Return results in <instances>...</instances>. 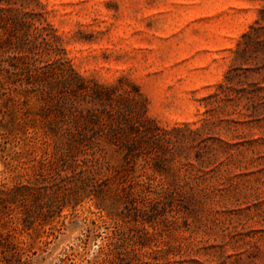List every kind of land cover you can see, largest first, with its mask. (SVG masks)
<instances>
[{"label":"rangeland","instance_id":"rangeland-1","mask_svg":"<svg viewBox=\"0 0 264 264\" xmlns=\"http://www.w3.org/2000/svg\"><path fill=\"white\" fill-rule=\"evenodd\" d=\"M28 3L59 48L44 58L116 84L128 114L98 181L40 231L35 264H264V0ZM11 29L0 42L24 30Z\"/></svg>","mask_w":264,"mask_h":264},{"label":"trees","instance_id":"trees-1","mask_svg":"<svg viewBox=\"0 0 264 264\" xmlns=\"http://www.w3.org/2000/svg\"><path fill=\"white\" fill-rule=\"evenodd\" d=\"M37 15L28 0H0V26L10 22L11 30L24 29L16 39L0 42V152L9 171L0 181V264L38 262L40 231L48 225L54 230L66 203L80 201L98 181V167L106 162L103 141L120 146L119 120L128 116L116 111V84L83 76L65 66L58 52L52 60L44 58L42 46L59 48L48 32L50 23ZM250 36V31L242 35ZM56 65L60 78L50 80ZM60 88L66 90L56 98ZM37 92L39 110H33L29 100ZM84 110L82 123L77 114ZM59 146L64 151L57 156ZM113 250L108 245L107 254Z\"/></svg>","mask_w":264,"mask_h":264}]
</instances>
